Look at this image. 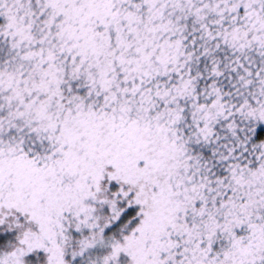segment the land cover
<instances>
[{
	"label": "snow or ice",
	"instance_id": "1",
	"mask_svg": "<svg viewBox=\"0 0 264 264\" xmlns=\"http://www.w3.org/2000/svg\"><path fill=\"white\" fill-rule=\"evenodd\" d=\"M0 264H264V0H0Z\"/></svg>",
	"mask_w": 264,
	"mask_h": 264
}]
</instances>
